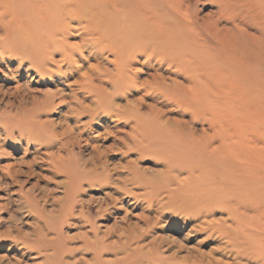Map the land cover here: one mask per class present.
Returning a JSON list of instances; mask_svg holds the SVG:
<instances>
[{
    "label": "rangeland",
    "instance_id": "rangeland-1",
    "mask_svg": "<svg viewBox=\"0 0 264 264\" xmlns=\"http://www.w3.org/2000/svg\"><path fill=\"white\" fill-rule=\"evenodd\" d=\"M130 1L100 4L115 43L74 23L67 37L35 30L28 50L0 47V264L264 252V0H180L191 18ZM12 3L0 0V45L21 19ZM143 6L169 36L132 32ZM201 165L223 175L208 204L189 195Z\"/></svg>",
    "mask_w": 264,
    "mask_h": 264
},
{
    "label": "bare ground",
    "instance_id": "bare-ground-1",
    "mask_svg": "<svg viewBox=\"0 0 264 264\" xmlns=\"http://www.w3.org/2000/svg\"><path fill=\"white\" fill-rule=\"evenodd\" d=\"M11 1L13 3L11 5L12 7L9 12L11 14L9 15L11 16L13 13L17 12V14H19L21 19L23 18L22 20L24 21H22L21 23V19L17 21L18 18L16 21H14L16 30L14 29L8 30V27L6 28V32H5L6 34L2 37V42L4 43L0 45L2 51L6 52L13 45H19V46L24 45L27 50L30 49L33 46L32 45L33 40L35 36L37 35V33L35 32V30L37 31V29L42 30V31L44 30V32L47 33L48 35H52L53 32H56V31H57V34H59V32L61 31L60 29L63 28V30H65L64 35H66L67 37L73 34L71 28H74V25H72L74 23L79 24V25L83 24L84 25L83 29L85 30L86 29L88 30L91 27H94L95 29H97L96 27H98L99 29L101 28L100 30L102 32V35H99V36L103 40L109 41L110 43L111 42L115 43V41L118 40L116 35L112 34L111 32L112 28L117 27L116 26V23H118L117 17H115L112 13L108 12L104 8V6L100 5L102 3L106 5V2H107L108 4H111V5L115 4L116 6V2H118V0H11ZM139 1H143V0H139ZM130 2L131 4L133 3L132 0ZM152 2L157 3L158 1L155 0ZM162 3H163V6L168 5V6L173 7V10H177L179 12L178 14H182L186 18L193 17L191 12L188 9H183L180 7V0H162ZM130 7L131 6L129 5L128 9H130ZM141 7L142 6H140L139 9ZM143 7L144 8H143V11L140 17L144 18L145 21L148 20V22L151 23L152 25L153 23H155L154 24L155 27H151L152 26L151 24L147 25L145 21L143 20L142 23L139 26H137L138 29L132 32H134L136 35L140 34L139 36L144 34L151 38L152 37L161 38V36L163 38L167 34L169 36L171 33L172 27L166 20H164L162 15H159V16L148 15V13H145L146 7L145 6ZM7 13L8 12H5V16H7ZM131 16L133 19L136 18L133 13L131 14ZM56 24L58 25L57 27L55 26ZM123 32L127 34L128 30H125ZM175 38H176V34L174 37H171L170 39L173 42ZM5 43H7V45H4ZM181 126H183V124H181ZM174 135L175 137H177L178 140H181V142L185 141L186 135L185 134L182 135L181 131L178 130L176 131V133L174 132ZM188 146H191V144H189ZM53 154L54 153L52 154L50 153L46 155L50 158H53L54 157ZM14 165L15 164H13V166ZM193 165L195 166V164ZM201 167L202 168H194V169H197V170L202 169L201 173L199 174V180L202 182V185L199 187L195 185L194 183L190 185L191 187L189 190L190 192L189 195L192 197L193 196L192 193L194 192L193 194L200 193L202 195L208 196V198L206 199L207 204H208V200H213L214 197L216 198L219 196H223L221 193L222 189L212 186V183H214L215 179L223 175H220V176L216 175L215 172L213 171L207 172L202 165ZM205 191L209 192V194L206 195ZM196 199H199V198H196ZM196 199H194V201ZM187 211H190V209H188ZM244 257L245 258L247 257L251 260V262H254L256 260L257 261L261 260L262 257H264V252H260L254 255L250 253V250L246 251L245 249V250H242V252H238L234 254L233 262L223 261L222 259L214 258L212 256L211 259H209L207 263L208 264H249L248 260H247L248 262L247 261H245V263L243 262ZM259 257L261 258L259 259ZM102 264H106V262H103ZM111 264H115V262H112Z\"/></svg>",
    "mask_w": 264,
    "mask_h": 264
}]
</instances>
